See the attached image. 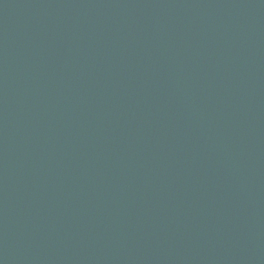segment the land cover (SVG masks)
Wrapping results in <instances>:
<instances>
[{"label":"water","instance_id":"water-1","mask_svg":"<svg viewBox=\"0 0 264 264\" xmlns=\"http://www.w3.org/2000/svg\"><path fill=\"white\" fill-rule=\"evenodd\" d=\"M0 264H264V0H0Z\"/></svg>","mask_w":264,"mask_h":264}]
</instances>
